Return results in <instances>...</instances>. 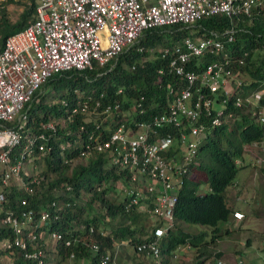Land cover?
<instances>
[{"label":"built area","instance_id":"2783aa9c","mask_svg":"<svg viewBox=\"0 0 264 264\" xmlns=\"http://www.w3.org/2000/svg\"><path fill=\"white\" fill-rule=\"evenodd\" d=\"M261 9L264 0H36L33 19L9 33L0 45V224L11 230L0 238V264L10 262L14 252L34 264H49L42 246L45 238L62 240L61 232L41 228L49 209L32 205L27 197L40 179L36 173H27L26 163L35 161L36 151L50 150L47 141L57 132L54 120L49 119L40 130L25 135L19 148L28 120L27 103L52 74L70 69L81 73L110 63L95 74L100 75L133 49L138 57L131 63L122 61L123 67L134 70L158 60L157 73L173 76L174 81L165 82L166 105L156 111L158 102L144 103V94L128 97L127 102L113 101L105 99L102 90L85 92L76 87L71 102L66 97L55 101L67 106L70 116L81 114L93 126L81 136L85 130L81 123L80 133L60 141L58 151L64 164L102 153L109 165L129 173L128 183L117 185L126 199L125 208L146 211L160 222H152V232L142 236L136 251L159 264L160 238L175 226L178 193L184 179L194 174L200 145L218 126L234 123L231 106L247 107L251 119L264 126V82L242 90V78L233 68L236 58L226 49V42L235 38L234 19L250 17ZM218 13L228 16L231 24L221 31L201 25L202 18ZM174 24L177 30L187 29V34L171 41L139 42L147 30ZM205 55L212 59L198 69ZM95 75L84 73L87 79ZM124 92L123 86L116 90ZM118 114L121 118L117 119ZM245 145L264 166V136L243 143L242 148ZM12 184L25 193L14 204L7 197ZM51 205L60 208L54 201ZM243 215L233 211L236 218ZM77 241L93 251L99 249L98 242L86 237L67 238L64 245ZM116 253L115 248L99 253L100 263L117 264ZM235 261L241 263V259ZM216 264L233 263L220 256Z\"/></svg>","mask_w":264,"mask_h":264},{"label":"trees","instance_id":"16d2710c","mask_svg":"<svg viewBox=\"0 0 264 264\" xmlns=\"http://www.w3.org/2000/svg\"><path fill=\"white\" fill-rule=\"evenodd\" d=\"M35 4L36 0L22 2L23 8L15 21L10 20L4 7L0 8V45L9 33L23 28L33 19ZM200 21L205 28L218 31L231 24L228 16L219 13L204 17ZM234 24L235 38L226 42V49L236 58L233 68L242 78V90L254 88L264 82V9L253 13L250 17L234 19ZM175 27L174 24L151 28V32L147 30L146 37L141 38L139 42L147 45L155 41H171L188 32L187 29L177 30ZM133 50L129 52L130 55L127 53L121 55L110 71L100 75L95 74L108 69L110 63L81 73L70 69L52 74L43 88L34 92L26 105L28 120L24 126L25 132L19 148L25 142V135L40 130L43 122L53 119L57 128L55 137L47 141L51 149L34 153L35 161L43 162V168L36 173L40 181L34 185V193L27 195L32 205L49 209L47 223L41 228L57 230L62 234V240L57 241L55 245L59 257L55 256L53 264H60L66 259L70 260L67 264H74L81 259L88 260L85 264H101L99 253L108 250L112 252L114 248L117 251L118 245L114 246L113 243L120 240H125L136 251V244L141 241L142 236L149 231L152 232L154 227L152 222H155V225L160 223L157 219L153 220L146 211L127 210L124 195H121L120 199L111 196L110 192L122 189L117 187L118 184L128 183L126 178L129 173L109 165L105 162L102 153L88 156L74 164H64L58 151L60 141L71 139L75 134L80 133L81 123L85 124L81 136H85L93 126L81 114L70 116L68 107L55 101L57 98L66 97L71 102L76 87L85 92L90 89L102 90L105 92V99L110 98L113 101L127 102L128 97L144 94V103L158 102L159 106L153 108L156 111L166 105L165 82L174 81L173 76L157 73L158 60L134 70L123 67L122 61L131 63L138 57V52ZM239 57L243 59L242 62L238 61ZM211 59V56H202L198 69ZM85 72L94 74L95 77L87 79L84 76ZM119 86L124 87L123 94L116 93ZM262 102L264 103V99ZM231 107L235 114L234 123L232 125L223 123L218 126L199 147L198 162L193 168L195 174L184 179L174 206L175 226L168 228L160 238L161 256L172 254L177 246L186 243L199 245L197 254H202L205 250L202 251L200 245L206 246L215 242L222 232L219 223L227 221L232 215L234 209L227 203L226 187L232 182L239 169L236 160L242 156V144L264 136V126L251 119L247 107ZM118 110L121 112L120 108ZM116 118H121V115L118 114ZM202 183L207 184V191H198V186ZM67 185H70L69 189L66 188ZM8 191L7 197L11 204H14L17 196L25 194L14 184ZM53 201L56 206L60 205L59 209L56 210L55 206L51 205ZM180 222L211 226L209 240L204 239V232L192 233L179 225ZM81 224L85 225L84 228ZM90 226H93L91 233ZM102 229L104 233H101ZM223 231L229 232L230 229L225 228ZM10 234V228L0 224V238ZM74 236L86 237L98 242L99 249L93 251L80 241L64 245L65 239ZM42 246L46 248L45 244ZM71 252L74 253L73 258L69 257ZM164 263L166 260L162 259V264ZM199 263L200 260L195 259L190 264ZM4 264H34V262L19 252H14L10 262Z\"/></svg>","mask_w":264,"mask_h":264},{"label":"rangeland","instance_id":"374dc122","mask_svg":"<svg viewBox=\"0 0 264 264\" xmlns=\"http://www.w3.org/2000/svg\"><path fill=\"white\" fill-rule=\"evenodd\" d=\"M24 1L26 0H0V8L4 7L7 16L11 18L10 20L15 21L19 17L23 8L22 2ZM231 87L232 85L229 86V88ZM237 161L239 169L232 182L226 187V199L228 205L233 209L235 207L239 208L244 213V217L238 220L231 215L227 221L220 222L219 225L222 232L219 236H221V239L218 242L215 241L204 246L205 251L202 254H197L196 249L193 251V254L187 256L189 251L177 250L175 248L176 250L174 249L172 254L160 256V261L164 259L167 264H190L195 259H198L200 260L199 264H216V258L219 254L230 260L233 264L236 262L235 259L238 258H241L240 264L262 263V258L264 257V166L260 168L261 163L253 158L250 148L246 147V145L243 148L242 156H239ZM42 168L43 162H36L30 159L26 163L25 170L29 174H35ZM1 169L2 166L0 165V171ZM207 190L208 186L205 183L198 186V191L200 192ZM110 194L113 198L117 199H120L122 195L117 190L110 192ZM179 225L192 233L204 232V239L209 240L211 236V226L186 222H180ZM225 228H229L230 231L224 232ZM44 244L47 248L48 263L53 264L55 256H58V253L55 251L56 242L46 237ZM126 247L131 253L134 252L133 246L129 243H127ZM121 248L120 245L117 246V250ZM117 256L114 259L119 264ZM2 260L4 261L5 259ZM69 261L66 259L60 264H67ZM145 261L146 264H157L151 256H147Z\"/></svg>","mask_w":264,"mask_h":264},{"label":"crops","instance_id":"0c3cea01","mask_svg":"<svg viewBox=\"0 0 264 264\" xmlns=\"http://www.w3.org/2000/svg\"><path fill=\"white\" fill-rule=\"evenodd\" d=\"M260 168H262V167H260ZM263 172H264V170H263ZM235 209H239V208L235 207L234 210ZM220 239H221V236H218L216 238V241L218 242ZM118 245H120L122 247L120 250H117V253H118L117 255H119V256H117L119 258L118 259L120 262L119 264H146L145 260H146L147 256H145V254H141V253L136 252L135 249H134V252H132V253L130 251H128V249L126 247V245H127L126 241H123V243L118 244ZM198 246L199 245L193 246V245H190L189 243H186V244H181V245L177 246L176 249L177 250L181 249L182 251H189L187 254V256H189L190 254H193V251L198 249ZM200 247L202 248V251L205 250L203 245H200ZM175 252H174V254H175ZM120 254H121V256H120ZM85 262L87 263L88 260H84V259L82 260L81 259V260L77 261V263H81V264H85ZM159 264H162V259H161ZM164 264H167V263H164Z\"/></svg>","mask_w":264,"mask_h":264},{"label":"clouds","instance_id":"9594fccd","mask_svg":"<svg viewBox=\"0 0 264 264\" xmlns=\"http://www.w3.org/2000/svg\"><path fill=\"white\" fill-rule=\"evenodd\" d=\"M261 167H263V166H261ZM235 210H239V209H235ZM234 211V210H233ZM244 214V213H243ZM232 216H233V212H232ZM234 217V216H233ZM243 217H244V215H243ZM242 217V218H243ZM235 219H242V218H236V217H234ZM218 257H220L221 255H217ZM238 259H241V258H238ZM262 259H264V257L262 258ZM237 260V259H236ZM262 262H263V260H262ZM240 264V263H239ZM262 264V263H261Z\"/></svg>","mask_w":264,"mask_h":264}]
</instances>
